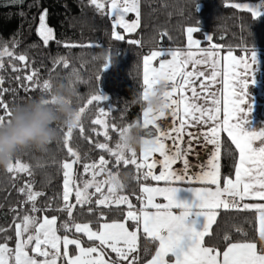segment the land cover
<instances>
[{
  "label": "snow or ice",
  "instance_id": "6c2138e0",
  "mask_svg": "<svg viewBox=\"0 0 264 264\" xmlns=\"http://www.w3.org/2000/svg\"><path fill=\"white\" fill-rule=\"evenodd\" d=\"M22 3L23 0H20ZM100 15H107L112 19V38L114 41H124L125 36L117 29H123L124 33H134L141 27V0H88ZM107 4V10L105 7ZM234 9L246 10L251 13L253 19H257L264 7L257 8L250 4L232 3ZM198 8L197 0L195 10ZM134 14L135 19L129 22L126 17ZM48 9H44L39 15V24L36 34L43 42L44 47H48L51 41L56 40L54 29L47 23ZM198 26H188L186 28L187 46L189 51L167 50L161 47L153 50L148 55L143 56L142 67L143 76L142 97L147 98L155 86L164 83L163 100L166 111L159 114H150L143 110V122L141 125L145 130L155 129V134L147 131L146 139L151 141L152 147L141 151L139 159L137 152H126L120 143V138L127 129L133 124L124 128H118L112 124L111 128L119 132V141L115 147H110L107 142L95 144V148L101 152H107L114 158L117 168L119 165H133L136 168V175L133 177L137 182L141 179H151L153 181H163L164 186H145L142 185L140 191L146 196V202L141 200V207L134 210L128 196L119 195L126 185L120 179L119 172L110 170L109 159L103 154L98 161L84 162L88 155L81 156L77 149L71 146L74 132L79 131L81 135L85 132L83 124L87 112L96 107L98 115L91 120L93 126H101L104 131L97 133L103 135L108 140L107 117L115 111L106 108L103 102L108 98L97 89L96 94L90 96L83 106L78 107V120L72 126L60 124L56 128L57 134L62 138L63 147L67 151L70 159L62 162L63 169V191L59 199L62 203L53 207L57 199L54 197L46 208L36 206L37 199L43 192L35 191L34 184L30 179H26L24 184L18 187L17 192L25 197L24 203L30 205L29 211L22 216L17 209H11L16 213L12 225L8 227L0 226V264H138L139 256V231L142 228L147 238L158 242L155 255L148 264H170L169 257L174 258L172 264H264V249L257 248L254 242L230 243L222 254L213 247L205 246V238L211 235V228L216 222L217 210L255 209L258 213L259 236L264 241V203H243L246 199L264 201V129L259 131H245L243 125L245 118L251 111V106L245 108L247 101V89L252 75L253 65L256 63V54L251 49L250 59L247 57L248 49H245L246 56L239 59L229 50L223 59L230 61L226 65L234 69L231 90L223 100L217 99L216 93L212 90V84L219 73L215 70L219 62L218 53L215 51L216 44H211V49L200 47V41L194 39V34L199 33ZM170 38L164 31L160 33V41ZM208 42L213 41L214 37L206 36ZM128 44L140 46L141 40L130 39ZM18 41L13 38L11 47L8 42L0 44V70L4 69V58L7 57L13 72H20L23 69L17 67L13 61H19L24 68L28 66V57L25 54H16L15 48ZM64 47H78L83 45L65 43ZM88 47L98 45L89 44ZM102 47V46H101ZM197 51L193 52L191 49ZM171 57V59H166ZM159 61L158 67L153 66L154 61ZM112 56L109 53L102 71L109 67ZM63 65L65 70L69 69L70 64L64 57L54 58L53 65L58 67ZM201 65L210 66L208 70L199 67ZM190 69V70H189ZM75 75V73H73ZM227 76V73H225ZM15 79L20 83V87L27 93L39 89L42 93L41 98L47 100L52 91L50 80H39L37 70L32 69L23 78L16 76ZM100 80V75L96 77ZM4 79L0 77V126L10 122L13 108L3 100V96L14 90L3 88ZM198 85V87H197ZM225 87H229V82L225 80ZM140 95V96H141ZM222 112V116H221ZM170 115L173 123L169 125L167 131L163 130L157 123L158 120ZM102 117H104L102 119ZM206 127L207 130H202ZM189 129H197L191 131ZM95 130V129H94ZM227 133L231 143L239 153L238 161L234 165L235 178L222 176V151L221 133ZM185 136L187 141H185ZM91 144L92 140L87 138ZM167 141H171L169 145ZM207 149L212 146L207 165H200V172L193 176L190 169L193 165L188 157L196 153V146ZM259 141V146L256 142ZM26 147L18 152L12 162L7 167L6 172L11 174L15 181L20 174L27 177L33 176L32 166L22 159V154L27 151ZM162 157L157 161L155 154ZM180 161L183 164L181 170L174 169V165ZM82 163L83 173L90 174L91 179L81 177L77 182L76 169L74 165ZM160 164L161 171L156 174L153 170ZM146 169V171H141ZM102 173L106 174V179L99 180ZM199 183L201 187H187L194 197L192 203L182 201L178 198L180 185ZM107 185V193L103 188ZM15 186V185H14ZM214 186V187H213ZM95 189L90 192L89 189ZM75 197V202H71V197ZM96 209L92 208L93 196ZM157 197H162L165 203L156 202ZM139 198V197H138ZM237 201L242 203V208ZM88 205V212L92 215L97 210H101V219H104L102 209H112L115 205L117 209L120 205H127L128 211L124 222L113 221L111 223H101L99 229L94 230L89 223H78L75 219L77 206L83 208ZM197 217H203L199 230L188 222V218L193 214V209ZM152 209L154 211H150ZM174 210H178L174 211ZM57 211L66 213L65 221L58 224V217L49 218L46 214L39 219L36 213ZM29 212L31 214H29ZM19 221V222H17ZM131 221L135 225V230H130L127 222ZM195 221H193L194 223ZM14 226L15 245L9 246V241L13 239L7 233ZM64 235H58L60 230ZM237 231H240L237 228ZM82 233L88 241L93 242L92 246H82L81 238L75 236ZM71 234V238H70ZM225 240L229 237L225 235ZM74 245L78 255L73 256L70 246ZM29 250L34 255L29 254ZM115 254L113 259L109 254ZM42 258V259H41Z\"/></svg>",
  "mask_w": 264,
  "mask_h": 264
},
{
  "label": "trees",
  "instance_id": "16d2710c",
  "mask_svg": "<svg viewBox=\"0 0 264 264\" xmlns=\"http://www.w3.org/2000/svg\"><path fill=\"white\" fill-rule=\"evenodd\" d=\"M249 1L262 0H197L196 10V0H141V27L134 33L124 35V41H114L111 35L112 19L107 15L98 14L88 0H23L22 3L20 0H0V44L8 42L11 47V42L15 38L18 41L15 53L25 54L28 57L27 68H24L19 61H13L17 67L23 69L20 72H13L8 58H4V69L0 70V77L4 79L3 88L14 91L6 93L3 100L10 106H16L42 96L39 89L26 93L15 79L16 76L23 78L32 69L37 70L41 83L44 80H50L52 85L64 84L66 88L72 89L74 94L71 99L76 108L83 106L99 88L100 93L108 98L103 105L116 110L106 118L110 138L106 140L103 135H97L101 133L100 127L93 126L91 120L98 115V109L93 107L84 117V134L81 135L76 130L71 146L77 149L81 156L88 155V159L82 163L98 161L101 154L109 159L110 170L118 171L120 179L126 185L118 194L128 196L135 206L134 210H138L141 207V200L145 202L140 191L141 186L155 183L150 178L137 182L133 178L137 174L135 166L121 164L117 168L114 158L107 152L96 149L95 144L107 142L110 147H115L120 137L119 132L112 130V124H116L118 128H124L129 124L135 125L137 122L142 124L144 107L138 98L143 91V56L150 54L153 50H159L164 42L173 50L185 49V30L188 26L199 27L200 32L194 34V38L201 42V48L206 49L211 44H216L222 46L219 47L222 52L231 50L237 56L246 54L245 49L249 50L247 54H250L251 49L264 51V15L254 20L250 12L230 6L232 3ZM45 8L48 9L47 23L54 29L56 36V40L51 41L48 47H44L36 34L39 15ZM164 31L170 38L166 37L161 42L159 36ZM206 36L214 37L213 41L208 42ZM130 39L141 40L142 44L140 46L128 44L127 40ZM65 43L83 46L64 47ZM89 44L98 46L88 47ZM109 53L112 56V62L102 71ZM59 57H64L69 62V69L65 70L62 64L54 67L53 59ZM98 75H100L99 82L96 79ZM64 127L66 130V126ZM147 131L155 134V129L151 126L148 130L142 127L141 135L145 138ZM86 137L92 140L91 144ZM221 151L222 176L233 178L238 152L224 133L221 135ZM139 156L138 150V159ZM22 159L32 166L34 173L32 177L20 174L19 179L14 181L11 174L5 169H0V226L3 227L12 225L16 213L11 209H17L21 216L30 209V205L24 203L25 197L16 190L24 184L26 179L33 182L35 191L45 194L37 199L38 208H46L54 197L57 199L53 207L62 203L59 199L63 191L61 165L63 161L70 158L63 147L61 136L57 134L56 139L46 149L38 150L29 147L22 154ZM82 163L74 167L78 183L81 177L90 179L88 174L83 173ZM89 191L94 192L92 189ZM98 196L99 194L93 196L91 207L94 209L97 208L95 199ZM88 207V205L83 208L77 206L75 219L78 223L91 222L93 229H98L104 222L123 221L128 211L127 205H120L118 209L113 205L111 210L102 209L104 219H101V210H97L96 214L92 215L88 212ZM217 212L216 222L210 230L211 235L205 238V246L213 247L221 254L230 243L254 242L258 250L264 249V241L260 239L257 232L255 210L220 209ZM45 214L49 218L57 216L58 224L68 219L66 213L57 211L40 212L35 215L42 219ZM128 225L129 228L135 227L133 223ZM237 228L240 231H237ZM59 234L63 236V230ZM7 235L13 237L9 241V246L14 247V226ZM225 235L229 237L228 240L224 239ZM75 236L81 238L82 246H92L93 242L88 241L82 234L76 233ZM0 242H3L2 236H0ZM157 247V241L141 233L137 253L138 264L150 261ZM70 252L72 255L75 254L74 246H70ZM108 252L114 259L115 254L110 250ZM58 264L61 262L58 261Z\"/></svg>",
  "mask_w": 264,
  "mask_h": 264
},
{
  "label": "clouds",
  "instance_id": "9594fccd",
  "mask_svg": "<svg viewBox=\"0 0 264 264\" xmlns=\"http://www.w3.org/2000/svg\"><path fill=\"white\" fill-rule=\"evenodd\" d=\"M164 83L154 87L145 99L139 96L144 110L150 114L166 111ZM73 90L64 84L52 85L50 97L31 99L16 105L10 122L0 126V169H7L18 152L26 147L38 150L46 149L57 136L58 125L72 126L78 120V109L73 106ZM142 126H130L120 138L126 152L144 151L152 147L151 141L141 135Z\"/></svg>",
  "mask_w": 264,
  "mask_h": 264
},
{
  "label": "crops",
  "instance_id": "0c3cea01",
  "mask_svg": "<svg viewBox=\"0 0 264 264\" xmlns=\"http://www.w3.org/2000/svg\"><path fill=\"white\" fill-rule=\"evenodd\" d=\"M185 43H186L185 49L181 50L183 52L189 51L188 46H187L186 30H185ZM206 49H210V48H206ZM191 51L196 52L197 50L193 48L191 49ZM215 51L218 53L217 60L219 61L216 65L215 70L219 73V75L216 77L215 81L212 84V90L216 93L217 99L221 101L220 107L222 108L223 100L231 90L230 82L233 79L232 72L234 71V69H232L231 67H227L226 65L230 64V61H225L223 59L225 56H227L228 51L222 52L219 47H217ZM254 52L256 54V63L253 65L252 75L250 77V80L254 81V83L249 84V87L247 89V97H246L248 103L245 105L246 109L250 105L251 111L245 118V123L243 125L244 130L248 132L259 131L261 129H264V51L256 50ZM232 54L235 55L233 52ZM235 56L239 59L240 57L246 56V54H242L240 56L235 55ZM247 57L250 59V54H247ZM166 59H171V57H166ZM158 64H159L158 60L153 62V66L158 67ZM199 67L203 68L204 70H208L210 66L201 65ZM225 73H227V76H225ZM225 80L229 82L228 88L225 87ZM221 116H222V112H221ZM141 121L143 122V114H142ZM157 123L161 126L163 130L167 131L169 128V125L173 123V120L170 115H166L164 118L158 120ZM189 130L196 131L197 129H189ZM202 130H207V129L206 127H203ZM224 134L227 136V133H224ZM185 141H187L186 136H185ZM167 143L170 145L171 141H167ZM202 144H203V141H201V146H196V149H195L196 153H199V158H197L195 154H191L188 157L190 163L193 165V167L190 169V174H192L193 176L199 174L200 165L201 164L207 165V161L209 159L212 146L209 145L208 148L205 149L202 146ZM256 146H259V141L256 142ZM154 158L157 159V161L162 159V157H159L158 153L155 154ZM238 158H239V153H238ZM173 167L176 170H181L183 168V164L182 162L178 161L177 164H175ZM153 171L156 174H159V172L161 171V167L159 163L157 164V167ZM234 178H235V174H234L233 179ZM153 182L155 183L154 185H148V186H164L163 181H160V182L153 181ZM201 186L202 185L196 182H193L191 184L180 185L179 186L180 191L178 192V198L182 201L192 203L194 201V197L190 191L186 190L187 187H201ZM142 195L146 202L145 194H142ZM157 200H160V201H157ZM156 202L165 203L162 197H157ZM243 203L255 204V203H264V201L246 199ZM220 209L225 210L223 208H220ZM149 210L154 211L152 209H149ZM249 210H255V209H249ZM174 211L178 212V210H174ZM197 211H198L197 209L195 208L193 209V214L189 216L188 222L192 223V226L195 227L197 230H199L201 227L202 221H203V217H197L195 215ZM193 221L195 222L193 223ZM257 232L259 235L258 213H257ZM222 254H221V259H222Z\"/></svg>",
  "mask_w": 264,
  "mask_h": 264
},
{
  "label": "rangeland",
  "instance_id": "374dc122",
  "mask_svg": "<svg viewBox=\"0 0 264 264\" xmlns=\"http://www.w3.org/2000/svg\"><path fill=\"white\" fill-rule=\"evenodd\" d=\"M243 4H250V5H252L253 7H257V8H261V7H264V0H262V1H259V2H253V1H249V2H244ZM239 10H241V9H239ZM244 11H246V10H244ZM261 15H264V12H262V14ZM126 19L129 21V22H131L133 19H135V16H134V14H128V16L126 17ZM39 24V23H38ZM118 31H121V33H122V35H126V34H128V33H124V31H123V29H117ZM166 43V42H165ZM163 44V43H162ZM167 46H168V44H167ZM210 49H211V46L209 47ZM164 49H167V50H173V49H171V48H164ZM173 51H175V50H173ZM111 109V108H110ZM104 117H102V119H103ZM100 127V132L102 133L103 131H104V129L101 127V126H99ZM74 167H75V165H74ZM89 176H90V179H91V175L90 174H88ZM97 179H99V180H103V179H106V174H104V173H102L99 177H97ZM90 190V189H89ZM94 192H95V189L93 188L92 189ZM103 190H104V192L105 193H107V185H105L104 186V188H103ZM71 198H73V199H71V202H75V197H74V194H73V196L71 197ZM120 222H124V220L123 221H120ZM129 223H133V222H131V221H128L127 222V226L129 227ZM134 224V223H133ZM99 229V228H98ZM62 230V229H61ZM60 230V231H61ZM94 230H97V229H94ZM130 230H135V227L134 228H130ZM59 231V232H60ZM59 232H58V235H60L59 234ZM141 233H143V231H142V228L140 229V231H139V233H138V235H139V237H140V234ZM80 234H82V233H80ZM83 235V234H82ZM62 236V235H61ZM86 238V237H85ZM87 239V238H86ZM15 245V244H14ZM72 246H74V245H72ZM75 247V246H74ZM29 254L30 255H34L33 253H31V251L29 250ZM75 255H78V251L76 250V248H75V254L73 255V256H75ZM155 255V254H154ZM42 259V258H41ZM169 259V261L171 262V264H172V262L174 261V258H172V257H169L168 258ZM145 264H148V262L147 263H145Z\"/></svg>",
  "mask_w": 264,
  "mask_h": 264
},
{
  "label": "built area",
  "instance_id": "2783aa9c",
  "mask_svg": "<svg viewBox=\"0 0 264 264\" xmlns=\"http://www.w3.org/2000/svg\"><path fill=\"white\" fill-rule=\"evenodd\" d=\"M162 47H163V48H168L167 43L164 42V43L162 44ZM237 203L240 204V208H242V203L239 202V201H237Z\"/></svg>",
  "mask_w": 264,
  "mask_h": 264
}]
</instances>
